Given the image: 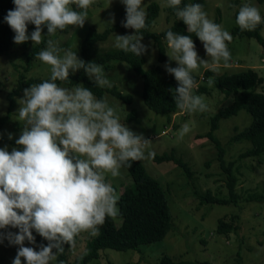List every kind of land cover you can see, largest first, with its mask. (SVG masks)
<instances>
[{"label":"clouds","instance_id":"1","mask_svg":"<svg viewBox=\"0 0 264 264\" xmlns=\"http://www.w3.org/2000/svg\"><path fill=\"white\" fill-rule=\"evenodd\" d=\"M94 2L13 0L14 9L7 12L4 21L14 32V43L31 40L36 45L42 42L45 27L49 37L70 26L83 28ZM120 3L126 12L122 26L134 33L116 34L114 46L126 53L144 55L149 46L142 43L143 36L139 35L147 26L143 0ZM181 4L182 0H167V6L175 10L187 31L198 37L207 59L200 56L190 35L168 30L170 51L166 52L169 61L165 69L178 85L168 91L180 110L204 112L208 105L204 96L194 94L197 81L193 73L210 62L231 61L228 43L233 37L208 18L202 4ZM114 22L112 14L108 23ZM236 23L242 31L254 30L264 23V17L256 6L244 4ZM29 24L35 25L30 35ZM36 58L50 66V79L25 88L18 101L16 120L23 124L21 135L15 140L19 147H0V244L7 240L18 246L12 264H54L65 245L75 247L81 233L97 235L107 218L119 214L120 197L107 177L120 176V169L130 166V161L155 156L154 152H145L150 139L123 122L119 105L110 102L108 96L97 98L83 84L68 88L57 83L67 81L70 73L83 70L93 84L110 88L102 65L84 61L77 52L61 48L52 39L47 40V47ZM172 61L176 67L171 66ZM213 84L214 78L210 77L208 85ZM189 131V125L183 124L181 137ZM8 138H13L11 133ZM33 230L48 241L39 245V250L25 246L26 241L36 244Z\"/></svg>","mask_w":264,"mask_h":264},{"label":"rangeland","instance_id":"2","mask_svg":"<svg viewBox=\"0 0 264 264\" xmlns=\"http://www.w3.org/2000/svg\"><path fill=\"white\" fill-rule=\"evenodd\" d=\"M151 1L159 3L160 12L152 22L150 30L164 31L177 17L168 11L167 0H143L144 10ZM244 4L256 6L264 17V2L260 0H204L203 9L210 20L220 24L230 33L231 28L237 24L236 15ZM72 7L75 9V5ZM88 12L89 19L83 28L70 26L64 32L57 31L54 36H48V39L58 42L61 48H71L79 56L81 40L90 28L102 31L114 24H122L126 16L125 6L120 0H95ZM112 14L115 16V22L110 24L108 22ZM46 29L45 27L44 35ZM34 30L35 25L30 24L29 35ZM132 33H134L133 29L126 32L122 30L110 32L107 38L93 44L91 55L95 56L106 48L115 47L116 34ZM261 33L264 37V27ZM142 43L149 47L147 53L143 55L144 64L141 70L160 65L162 78L172 76L165 69L169 57L166 55L162 62L158 60L159 51L153 39L143 37ZM195 43L200 56L207 59L202 43L200 41ZM32 45L31 40L28 45L16 44L13 41L7 51L0 55V115L6 112L9 104L8 93L18 85L20 74L25 77L51 75L50 66L37 58H34L29 70L24 69L26 53ZM46 47L47 44L43 49ZM228 47L232 59L227 64L223 61L220 64L210 62L207 67L201 66L194 72L202 78L199 85L208 88V91H199L197 85L193 90L194 94L205 97L208 108L204 112L178 111L169 116L154 112L142 100V79L139 73L134 72L122 61L111 60L102 65L111 84L115 83L121 92L128 93L132 97L131 102H124L110 93L104 94L110 98V102L119 105L123 122L133 131L142 133L145 138L150 139L151 142L145 150L146 155L148 152L163 155L164 152L170 153L174 150L177 158L189 164L193 176H189L183 167L173 161L159 162L153 158L141 160L148 174L158 179L168 194L173 212L172 229L163 239L141 243L134 248L121 249V251L111 247L101 248L99 256L87 264H157L164 254L175 259L205 260L209 264H264V153L259 157L240 159V153L252 147V143L246 139L230 140L235 133L234 127L242 130L252 121V115L244 109L239 110L235 115L221 118L213 132L224 146L225 160L234 161L232 169L236 178L237 202L215 204L202 201V197L208 191L213 196H228L227 178L216 158L217 150L205 134L209 130L211 116L231 102V96L227 97L214 84L208 85V80L203 79V71L210 68L214 75H218L254 68L264 77V46L256 37L236 36L228 43ZM168 51L170 50L166 46V52ZM171 66L176 67V62L172 61ZM61 86L73 87L65 84ZM25 88L28 87H23L13 96L11 118L0 129V134L9 140L3 142L1 147L7 146L9 150L19 147L15 144V140L21 135L23 124L16 118L20 107L18 101L23 98ZM259 90L264 91V83L259 86ZM131 110H136L137 114L128 118ZM185 123L189 125L190 131L181 137V128ZM9 133L13 136L11 140L8 138ZM107 179L112 183L117 194L125 184L132 183L124 167L120 169V176L113 178L109 175ZM229 214H236L234 220L236 227L227 233L217 232L218 217L225 215V218L229 219ZM119 220L120 218L116 216L115 221L119 222ZM10 231L18 232V229H10ZM89 236V233L84 232L76 238L75 247H70L68 252L71 261L84 252ZM39 245L37 242L35 245L25 242V246L36 247L37 250ZM17 249L18 246L10 245L7 240L0 244V264H12ZM54 264H57L56 261Z\"/></svg>","mask_w":264,"mask_h":264},{"label":"trees","instance_id":"3","mask_svg":"<svg viewBox=\"0 0 264 264\" xmlns=\"http://www.w3.org/2000/svg\"><path fill=\"white\" fill-rule=\"evenodd\" d=\"M264 2V0H260ZM190 3H200L204 5V0H182L181 7ZM10 9H14L13 0H0V55L7 51L13 43L14 32L4 21V17ZM168 11L175 15V10L168 7ZM145 12L147 13V26L141 30L139 35L144 38L153 39L158 47V60L160 62L166 57V32L171 30L173 32L190 35L196 42L199 41L195 33H189L187 26L182 20L176 18L175 21L164 31L153 32L150 30L152 22L159 16L160 5L158 2L151 1L146 5ZM238 15V14H237ZM236 15V17H237ZM176 16V15H175ZM177 17V16H176ZM30 26V24H29ZM28 26V28H29ZM264 23L258 25L254 30L242 31L238 24L231 28L230 34L232 37H256L264 46V37L261 33ZM115 30L127 29L122 24H114L102 31H97L90 28L80 43L79 57L86 62L94 61L97 64L105 65L111 60L122 61L128 65L130 69L141 75L142 91L141 96L144 104L152 111L157 113H164L171 115L174 112L182 111L177 108L172 94L169 89L177 87V81L174 76L162 78L160 76V65H153L146 70H141L144 64V56H137L131 52H124L116 47L106 48L100 54L91 55V48L98 40H103L108 37L109 33ZM48 35L47 29L40 44L32 45L26 53L25 70H29L36 54L41 51L47 44ZM28 42L23 43L28 45ZM199 85L201 76L193 73ZM210 77L214 78V85L218 87L227 97L231 96V102L224 108L216 111L210 118L209 130L205 136L210 139L216 150L219 166L226 175L227 197L213 196L208 191L202 197L203 202H212L215 204H233L237 202V193L235 191L236 178L233 174L234 161H226L224 158V146L214 136L213 132L218 127L219 120L235 115L239 110L244 109L252 115V121L242 130L234 127L235 133L230 137V140L240 141L249 140L252 147L242 151L239 158L259 157L264 153V91L259 90V86L264 83V77L261 76L254 68H247L238 72L221 73L214 75L210 68L203 71V79L208 80ZM50 79V75L45 77L29 76L20 74L18 77V85L8 93L9 104L6 112L0 115V129L9 122L11 118L12 109L14 106L13 96L17 94L23 87H30L31 84L40 83L43 80ZM58 84H65L69 87L83 84L84 87L90 88L97 98L104 97L105 93H110L123 100L124 102H131L132 97L128 93H123L118 89L115 83L111 87H98L84 74L83 70L76 73H70L67 81H57ZM199 91H208L205 85H199ZM136 110H131L128 118L136 116ZM169 118V117H168ZM9 142L3 136L0 138V147L3 142ZM157 161H173L184 168L189 176H193V171L188 163L181 158H177L175 151L170 153L164 152L163 155L153 157ZM130 166H125L128 175L132 179V183L125 184L122 190L118 193L120 199L118 201L119 222L115 221V217H109L106 222L99 228L98 234L90 235L87 238L84 252L80 256L70 260L68 258L69 246L65 245L62 254L57 256V264H87L92 259L99 256V251L104 247H111L114 249H128L137 247L138 244L148 243L163 239L173 227V212L170 206L168 194L162 183L151 177L146 171L142 161H130ZM192 178V177H190ZM234 204V205H235ZM236 214H229V219L224 216H219L216 224L217 232H225L234 229ZM10 230V229H9ZM2 231V230H0ZM33 235L36 237L38 244H47L48 241L39 236L34 230ZM157 264H209L205 260L189 261L185 259H175L168 254H164L159 258Z\"/></svg>","mask_w":264,"mask_h":264}]
</instances>
